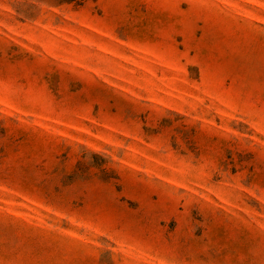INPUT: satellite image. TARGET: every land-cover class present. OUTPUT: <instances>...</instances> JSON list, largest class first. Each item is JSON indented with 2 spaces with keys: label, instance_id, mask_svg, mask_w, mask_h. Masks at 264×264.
<instances>
[{
  "label": "rangeland",
  "instance_id": "rangeland-1",
  "mask_svg": "<svg viewBox=\"0 0 264 264\" xmlns=\"http://www.w3.org/2000/svg\"><path fill=\"white\" fill-rule=\"evenodd\" d=\"M0 264H264V0H0Z\"/></svg>",
  "mask_w": 264,
  "mask_h": 264
}]
</instances>
